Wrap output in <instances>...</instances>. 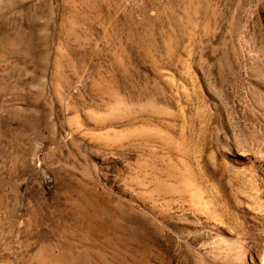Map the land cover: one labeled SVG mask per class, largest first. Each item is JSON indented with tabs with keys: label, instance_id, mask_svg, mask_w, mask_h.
<instances>
[{
	"label": "rangeland",
	"instance_id": "obj_1",
	"mask_svg": "<svg viewBox=\"0 0 264 264\" xmlns=\"http://www.w3.org/2000/svg\"><path fill=\"white\" fill-rule=\"evenodd\" d=\"M0 264H264V0H0Z\"/></svg>",
	"mask_w": 264,
	"mask_h": 264
}]
</instances>
